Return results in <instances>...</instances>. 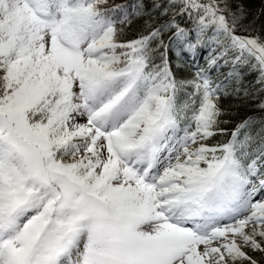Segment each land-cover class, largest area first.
Wrapping results in <instances>:
<instances>
[{
    "label": "snow or ice",
    "instance_id": "obj_1",
    "mask_svg": "<svg viewBox=\"0 0 264 264\" xmlns=\"http://www.w3.org/2000/svg\"><path fill=\"white\" fill-rule=\"evenodd\" d=\"M0 264H264V0H0Z\"/></svg>",
    "mask_w": 264,
    "mask_h": 264
}]
</instances>
